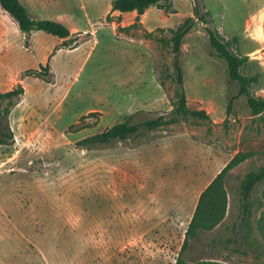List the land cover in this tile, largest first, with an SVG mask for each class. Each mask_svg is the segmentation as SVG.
Wrapping results in <instances>:
<instances>
[{"label":"rangeland","instance_id":"obj_1","mask_svg":"<svg viewBox=\"0 0 264 264\" xmlns=\"http://www.w3.org/2000/svg\"><path fill=\"white\" fill-rule=\"evenodd\" d=\"M19 1L31 18L75 29L78 45L69 49L42 31L26 37L0 8V91L24 89L9 116L14 143L0 146V160L7 161L0 168V263L175 264L200 193L239 153L241 162L223 180L230 213H240L233 227L247 220L245 242L238 230L214 228L199 235L233 240L235 258L220 245L181 256L190 264H223L208 257L264 264V178L246 210L239 194L245 176L264 169V114L252 115L238 96L206 33L216 30L230 50L248 57L241 73L257 79L249 92L264 99V0H173L170 10L150 8L133 26L135 13H110L113 0ZM193 4L206 25L195 20L180 64L188 108L209 118L140 129L91 150L76 146L129 117L133 124L169 117L176 84L168 41L193 16ZM49 57L53 84L34 75ZM142 182L150 211L141 201L133 213L131 186Z\"/></svg>","mask_w":264,"mask_h":264},{"label":"trees","instance_id":"obj_2","mask_svg":"<svg viewBox=\"0 0 264 264\" xmlns=\"http://www.w3.org/2000/svg\"><path fill=\"white\" fill-rule=\"evenodd\" d=\"M172 3L173 0H113L111 2L110 13L119 12L120 14H124L135 12L137 14L136 21L130 25L133 26L138 22L137 19L139 16L143 15L150 8H164L165 10H170ZM0 8L9 15V17L16 23L19 31L26 37L33 31H42L46 34L58 37L59 39H63L64 41L62 45L67 46L69 49H73L78 45L76 39H71L73 34L66 26L57 21L36 20L31 18L19 0H0ZM109 14L106 17L107 20L110 19ZM195 20H199L206 25L204 17L200 15V10L197 4H193V16L186 18L184 22L172 32L168 41L172 54V78L176 84L174 99L170 102L172 109L168 113L169 117L159 115L153 119H148L138 124L131 123V117H129L125 121L115 123L113 126L105 129L99 134L77 141L76 146L80 149L91 150L96 145L107 144L116 140H127L137 135L140 129L150 131L157 129L158 127L176 124L186 119L207 120L209 118L204 110H190L188 108L183 84V70L180 64V53L183 39L194 26ZM206 33L209 45L213 50L212 56L224 61L228 81L236 82L238 84V96H244L246 98V104L251 110L252 115L264 114V99L255 98L249 92V87L256 83L257 79L241 73V68L247 62L248 57L240 56L235 51L230 50L229 43L221 39L216 30L206 27ZM68 41H72L71 44H67L66 42ZM232 41L234 43L237 42L235 38L232 39ZM57 49L58 48L55 50ZM50 57L47 59L45 65L38 66L39 69L34 72V75L36 78L41 79L48 84H53L54 74L50 72ZM156 80L160 87L163 86L159 78H156ZM23 94L24 89L20 84L16 85V87L10 91H0V146H9L14 143V136L9 125V116L11 111L22 102ZM232 100L233 98H230L228 101L226 107L227 114L230 111ZM90 114L94 113H89V115ZM240 162L241 154L237 153L217 174L213 181L200 193L175 264H190L186 263L181 256L189 244V241L200 233L211 232L224 220L227 211V193L224 188L223 178L227 171L237 166ZM263 178L264 169H261L258 172L248 173L241 182L239 186V194L243 201V210H246L248 199L254 186ZM244 215H246V213H244ZM260 223L261 221L258 222V225L261 226ZM243 224L245 226L247 225L245 216L241 218L240 222L237 224V228L234 226L236 229L233 230H238V234L242 235L243 242H245V232L241 230ZM260 230L263 234V225Z\"/></svg>","mask_w":264,"mask_h":264},{"label":"crops","instance_id":"obj_3","mask_svg":"<svg viewBox=\"0 0 264 264\" xmlns=\"http://www.w3.org/2000/svg\"><path fill=\"white\" fill-rule=\"evenodd\" d=\"M132 13H135V12H132ZM124 14H127V13H124ZM136 16H137V14H136ZM74 31L76 32L75 29L72 30V31H70V32L72 34H74L73 33ZM1 37H2V35L0 34V38ZM6 164H7V161L0 160V168L3 167V166H5ZM137 185L138 186L136 187L135 186V183H132V186H131L132 188L130 190L131 202L133 203V205H132V211H133V213H136V212H138L140 210V207H138L137 204L140 203L141 201H144V203H145L143 210L145 212L148 211V210L150 211L151 205L147 202L149 200L148 197H150V193L148 192L147 187H146V185L143 182H142V184L138 183ZM227 196H228V204H227V211H226L225 218L216 227V229L217 228H220V230L222 229L225 234L227 233L226 232V226L229 227V231H230V233H232V231H233V225L232 224L234 222H236L235 221V218H237V217L240 216V213H230V210L229 209H230V206H231V201H230L229 194ZM153 198H154L155 203H156L155 208L158 209L160 207V201L161 200H160V198L158 196H155V195H153ZM163 209H164V207H163ZM0 213H3L2 208H0ZM231 225H232V227H231ZM235 227L237 228V225H235ZM205 236H206V238H208L210 235L209 234L204 235V236L203 235H197L196 237H194L193 239H191L189 241V244L187 245V247L184 250L186 252L185 255L190 256V255H192V254H194V253H196L198 251H201V250H209L211 252V251H214V250L218 249V247H221L222 250H224V251H228L226 253H228L229 256L232 257V258H235L234 256L237 255V250L239 249L238 248L239 245L236 244V242H234L233 240L224 237L223 239H220L219 238L218 239L219 242H214L215 240L214 241H210V239H209V241H206L205 240ZM227 239H228V241H226ZM200 244H202V245H200ZM218 245H220V246H218ZM207 260H211L213 262H220V263H223V264H235V262H233L232 260H226V258H224L221 261L219 259V261H218V258L216 260V258L213 259L212 257H208V258H205L204 261H207Z\"/></svg>","mask_w":264,"mask_h":264}]
</instances>
